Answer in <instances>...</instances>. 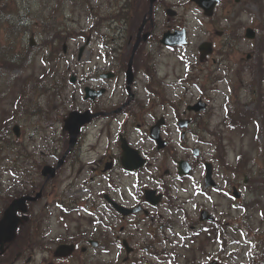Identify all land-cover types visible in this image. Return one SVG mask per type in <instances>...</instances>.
<instances>
[{"label":"rangeland","instance_id":"374dc122","mask_svg":"<svg viewBox=\"0 0 264 264\" xmlns=\"http://www.w3.org/2000/svg\"><path fill=\"white\" fill-rule=\"evenodd\" d=\"M6 1L11 3L10 7L15 10L14 14L18 8L21 9V6L27 8L29 12L26 10L25 16L32 33L24 35L21 43L26 48L23 64L9 70L0 67L1 72L9 78L7 87L10 86L0 95V125L4 126L1 133L7 135L5 127L8 126L11 138V142L3 143L5 154L0 156L2 159L0 190H3L0 197V211L6 197L19 194L23 189L14 190L16 183V181L12 183L14 173L9 174L7 170L15 168L22 161L30 179L42 183L44 178L40 179L38 175L41 167L56 165L68 148L67 135L62 131V121L66 114L72 110L82 111L86 108L110 111L121 102L120 84L125 85L123 78L108 81V91L101 99L95 103L83 101L82 88L85 85L91 86L86 81L97 76L99 69H106L108 60L111 56L114 57L107 55V49L102 44L104 42L101 36L108 40L107 37L110 35L108 30L110 25H106L109 20L104 19L105 17L101 19L102 14L108 15L121 8L124 0ZM163 2L165 6L160 5V11L156 12L160 33L168 25H174L177 29L185 28L188 42L182 47L172 49L161 45L158 49L154 46L153 56L147 58L143 65L142 69L155 82L151 85V89L159 92L160 105L164 99L163 105L166 107L162 106L163 108L158 109L156 104L159 101L154 94L145 93L143 86L147 83V77L141 72L138 79L139 89L137 87L139 98L146 101L148 109L151 107V101L155 102L151 114L156 117L166 115L168 122L166 135L175 143L174 151L170 148L168 152L160 155L162 174L165 171L169 172L165 174L163 180L169 182V177L176 174L175 160L186 157L187 154L179 144L180 136L178 134L169 136L172 130L174 132V121L170 116L172 110L167 105L183 103L185 106L201 98L203 101L209 99L211 106L197 117L198 124L200 123V127L194 126L197 138L191 136L180 141L189 147H193L198 140L207 142V145L203 143L197 147L200 149V154L193 174L182 180H172L167 184L169 187L165 191L166 198L164 196L160 214L164 220H171L170 225L178 229V232H184L192 220L198 219L199 212L203 209L214 216L216 220L214 223L227 230L226 233H222L225 235L222 240L225 241L221 246L216 244L215 237L212 241L204 239L200 246L192 244L189 239L185 244L179 242L180 239L176 237H168V240L177 242L179 246L178 251L183 257L178 263L187 264V259L191 258L195 264H205L210 260L224 264H264V50H261V55L259 54L263 68L255 76L256 91L248 88L247 83L251 81L252 75L247 74L246 70L239 71L237 66L230 72L223 69L220 61L227 64L229 58L216 55L217 63L212 65L211 59L208 63L198 61L197 52L201 42L211 41L214 37L215 42L220 45L222 40L216 38L215 32L225 29L228 24L231 28L234 23L235 28L243 29L251 25L256 29L258 26L264 29V0H240L239 4H235L233 0H222L223 5L217 7L212 19L203 16L202 11L190 0H163ZM166 8L176 11V17L172 22L168 21ZM93 13L100 18L101 25L98 26L99 30L90 31L91 23L96 20L89 19ZM122 23L124 26L125 21L122 20ZM55 32L58 37H55ZM81 32H86L84 37L93 33L90 46L87 45L81 58L77 59L79 47L85 42L79 36ZM61 36L63 38L59 39ZM31 37H33L32 41H30ZM14 41L18 46L20 45L18 40L14 39ZM240 45L243 52L249 50L247 42L240 41ZM189 66L192 72L189 75L190 71H188L186 75ZM60 72H65L61 80L56 76L60 75ZM71 76H76L77 79L73 85L69 83ZM243 84L244 86L240 88ZM198 85L205 97H202L198 91ZM21 86L24 87L22 90ZM13 88L17 90L12 92ZM18 94L21 101L19 103L16 100ZM227 95L229 97L226 99ZM228 100L231 102L230 115L231 110L236 111V107L244 110L245 116L241 115L244 123L241 130L230 127V123L235 120L232 116L229 119L224 115V102ZM254 103L255 108H253ZM121 120H123L121 115L98 118L83 130L78 144L67 156L56 177L47 183L49 187L43 197L45 201L40 205V207L51 206L47 219L45 215L49 209L44 212L43 226L45 223H50L53 248L61 239L68 241L70 234L77 231H84L89 233L88 235L95 234L94 236L101 241L105 239L110 254L97 255L93 262L98 264H111L109 259L117 252L111 246L113 239L118 235L127 236V231L120 230V225L125 226V224L102 205V194H110L116 198L114 192L119 187L125 191L130 200L129 190L133 191V179L125 177L120 171L112 173L109 170L106 175L100 174L108 155H117L116 134L120 129ZM138 121L140 122L141 119ZM149 121L152 120L147 119V124H150ZM15 125L20 127L19 138H16L12 131ZM124 131L130 137L132 144L137 145L139 149L146 150L151 147L142 132L131 134V129L128 127L124 128ZM213 143L221 145L218 161L212 162L213 178L217 185L215 188L205 189L204 170L199 163L210 160L214 152ZM34 164L38 166L33 169ZM156 164L157 159L152 156L149 166L154 167ZM1 182L7 190L1 187ZM111 183L114 184V190H111ZM232 186H236L240 192L239 199L232 197ZM74 199L80 201L79 212L84 217L70 214L64 221L54 203L66 205L70 204L69 200ZM239 220L249 223L250 230L247 235L242 232L241 227L238 228ZM133 234L137 237L131 242L135 247L131 259L139 264H148V262L161 264L160 258L150 257L152 254L160 256V250H157L158 246L150 249V244L145 243L149 240V236L144 231L142 233L133 231ZM159 240L160 236L154 243ZM177 245L168 244V249H172L173 246L177 248ZM151 251L153 252L150 253ZM40 261L41 257L38 259V264Z\"/></svg>","mask_w":264,"mask_h":264},{"label":"flooded vegetation","instance_id":"af4514ba","mask_svg":"<svg viewBox=\"0 0 264 264\" xmlns=\"http://www.w3.org/2000/svg\"><path fill=\"white\" fill-rule=\"evenodd\" d=\"M152 3V11L150 14V5ZM127 5L130 13V18L127 19L125 26L119 31V27L114 30V37L109 40L107 54L114 55L108 60L107 68L105 70L99 69L97 72V76L92 79H88L86 81L87 84L91 85L94 89L104 88L106 91L108 90L107 83L108 81H113L115 79L121 80L123 78L125 85L120 84V90L122 91L121 102L115 106L110 111L105 110H96L101 111L102 113H107L104 118H110L113 115H121L123 120L120 121L118 130V137L124 136L128 140V143L133 148L137 149L141 156L146 160V164L138 170L130 171L125 170L122 166V151L118 143V152L116 154H109L106 161L109 163L110 170L112 173H116L120 171L125 177L133 179V191L129 190L130 200L127 198L125 191L116 188L114 195L116 198L112 197L111 199L118 202L119 204L127 207L129 209H137L135 212L130 213L127 216H123L117 213L114 209H111L110 212L117 216L120 222L124 223L125 226L120 225V230L122 232H126L127 236L124 237L125 234L121 235L122 239L120 241V245L124 244L129 250L134 251L135 247L133 246V238H136L137 235L133 234L135 232H145L149 236V240L145 243L150 244L149 247L165 245L166 243L172 244V241L168 240V237H176L179 239V230L175 227H171L170 222H165L163 216L160 214V208L162 207L161 201L165 196V183H170L172 180H180L178 174H174L172 177H169V182L163 180L165 174L169 173L167 171L163 173L160 168V155L163 152H168L170 148L174 151L175 143L166 135L167 129V120L164 115V124L161 129H159V133L167 142V145L163 149H157L156 142L154 143L150 140V128L158 121L160 116L156 117V115L151 114V108L155 104L154 101H151V107L148 109L146 107V101L141 100L138 95L139 89V75L140 68L138 63L143 62V60L152 57L154 54L155 48H160V36L163 35L165 31H173L177 28L171 25H168L164 30L160 33V24L157 21V11H160V5L165 6L163 0H127ZM162 6V7H163ZM168 9V8H166ZM217 9V8H216ZM172 16L168 19L169 22H172L175 18ZM140 20V22H139ZM142 26V27H141ZM232 27H229V24L225 29L221 31L215 32L216 38L222 40L220 45L215 42V37L209 41L211 43V54L204 61L206 63L211 59V64L216 65V55H220V57H227L230 61L225 64L223 61H220L221 66L227 72L234 71V68L237 66L239 71L246 70L247 74L252 75V79L247 83L248 88H253L256 91L254 80L255 76L261 69V61L259 58V54L264 47V29L259 27L256 29L254 26H245V28H235V24L232 23ZM251 28L254 31L256 40H248L245 38V33L247 28ZM262 32V35L260 34ZM240 41L247 42L249 44V50L247 52H243L241 50ZM90 37L85 41V45L90 46ZM137 43L136 49L134 51V46ZM252 46V48H251ZM84 51V50H83ZM134 53V61L132 65L133 69V80L131 84V89L128 90L125 71L127 69L126 64L124 63L125 69L121 62L117 60V58H126L129 59L132 57ZM223 63V65H222ZM144 74L143 72H141ZM104 74H109V79L104 78ZM145 76V75H144ZM230 77V76H229ZM233 80L232 78H230ZM242 81V80H241ZM241 81L239 83H241ZM153 85V83H152ZM160 85V83H159ZM240 85V84H239ZM244 84L240 87L242 88ZM138 87V89H137ZM160 87V86H159ZM235 88V87H234ZM143 90L147 94L146 85L143 86ZM158 92V91H157ZM231 93V90L229 91ZM158 103L156 106L158 109L163 108L160 105V94L158 92ZM205 97V96H204ZM229 96H226V99ZM201 99V98H199ZM202 100V99H201ZM96 101V100H95ZM95 101H92L95 103ZM254 102H256L254 100ZM183 104V103H182ZM192 104H184L179 108L172 110L171 117H173V127L174 132L170 134H178L180 136V140H185L188 137L197 138L196 131L194 126L198 125L200 127V123L198 124L197 117L200 115L202 111H192L187 110V107ZM224 115L226 118L231 119L233 117L234 120H237L239 115V109L236 107V111L232 112L230 115V100L224 102ZM144 106V108H143ZM184 106V107H183ZM211 106V101L207 99L205 101V107L207 110ZM256 105L254 103L253 108ZM242 109V107H239ZM204 111V110H203ZM164 113V112H163ZM162 113V114H163ZM235 113V115H233ZM242 114L245 116L244 110L242 109ZM232 116V117H231ZM141 119L139 122L138 120ZM147 119L152 120L149 121L150 124H147ZM183 125V127L180 126ZM123 128H130V133L142 132L146 139L151 144V147L144 150L142 148H138V146H134L130 141V137L127 135ZM181 127V128H180ZM169 132V131H168ZM126 133V135L124 134ZM141 133V134H142ZM167 136H165V135ZM117 135V134H116ZM186 153L192 150V146L189 147L187 144L181 143ZM196 144V143H195ZM195 147V146H194ZM149 152V154L147 153ZM152 156H155L157 159V164L152 167L149 164L152 161ZM187 160H189L191 165V171L194 169L196 165V160H192L188 154H186ZM177 160H175V163ZM118 169V170H117ZM115 170V171H114ZM155 172H154V171ZM102 174L104 172L101 170ZM160 173L162 175H160ZM107 174V173H105ZM49 185L44 184L38 189H31L30 192H35L42 190V197L39 201L28 203L27 204V212L25 214L26 220L23 221V224L18 229V237L16 236V241L8 244L4 251V254L0 256V264H38V259L41 257V261L39 264H98L93 262L96 259L97 255L106 254L105 253V243L101 241L100 238L94 235L84 236L83 231H77L75 233L70 234V239L68 244L73 245L72 252L70 255L62 257L55 255L56 246L62 243H58L55 247H52V244L42 243L41 240L47 238L46 231H42L40 228V219L44 218L42 213L45 212L46 206L40 207L41 203L45 201L43 197L47 192V188ZM235 187V186H233ZM153 190L154 192L151 194V201H148L145 193L146 190ZM111 190H114V184L111 183ZM158 195H162V199L158 198ZM43 199V200H42ZM71 212L68 214H74L73 216L78 215L84 217L82 213L79 212ZM162 212V211H161ZM50 212L47 214L49 215ZM117 213V214H116ZM22 216V213H18ZM119 214V215H118ZM47 219V216H46ZM194 224L191 226V234L196 238V232L199 228L200 230L205 229L207 227H198L197 222L192 220ZM196 224V226H195ZM26 232L33 233L32 237H28ZM186 236L184 233H182ZM169 235V236H167ZM160 236V240L157 243H154L156 239ZM98 239V240H97ZM118 237L113 239L112 242H115ZM194 239V238H193ZM118 243V241H116ZM167 244V245H168ZM135 246L138 247V244L135 243ZM145 249L144 247H141ZM130 251V252H131ZM92 252V253H91ZM102 252V253H101ZM131 253L126 255V257L120 262L122 256L118 257L117 254L109 259L111 264H137L131 259ZM85 256L87 258H85Z\"/></svg>","mask_w":264,"mask_h":264},{"label":"water","instance_id":"95a60500","mask_svg":"<svg viewBox=\"0 0 264 264\" xmlns=\"http://www.w3.org/2000/svg\"><path fill=\"white\" fill-rule=\"evenodd\" d=\"M191 1L196 3L200 8H202L204 10V15H206V16L212 15L214 6L218 2V0H191ZM235 1L238 2L239 0H235ZM168 14L173 15V13L170 11H168ZM246 37L250 38V39L253 38L254 37L253 31L248 29ZM161 43L165 44V45H170V46L171 45L184 44L185 43V31L184 30L183 31H175L174 33L166 32L163 35ZM135 47H136V45H135ZM199 50L201 52V59L205 58V56L211 52L210 44H205V43L202 44L199 47ZM131 61L132 60H130L129 71H128V76H130V77H131V75H130ZM130 77H129L128 81H130ZM84 90H85V99H87V98L95 99L96 97H99L103 93V90H99L97 92L93 91L89 88H85ZM203 108H204V105L199 102L196 105L189 107L188 109H193L195 111H198V110H201ZM97 115L98 114H91L89 111H85V112H81V113L77 112V111H72L71 113L68 114L67 118L64 120V126H63V130L67 131L69 136H70V138H69L70 147H69L68 151L76 143L77 135L80 132V128L83 125L89 123L91 121V119ZM157 129H158V126H155L152 128L151 137L156 139L158 144L160 142L159 147L161 148V147L165 146V142H163L161 139H159ZM15 133H16V135H18L17 128H15ZM121 148L123 151L122 162H123V165L127 169H134V168H138V167L142 166L143 160L140 159V157L137 154V151L132 150L127 145L126 141L123 139L121 140ZM64 157L61 160H59L58 165L55 168L48 167V166L44 167V169L42 170V175L46 176L47 179L53 178L55 175V169H57L63 163ZM135 159H137L136 164H134ZM181 168L188 169L186 162H180L179 163V170L180 171H181ZM210 174H211V169H210V166H208L207 178H206L207 184L206 185H213L214 184L210 180ZM39 196H40V193H38L34 198L24 196V197L15 199L9 205V207L6 209V211L4 212L3 218L0 220V246H1V251H3V245L6 242H9L11 239H13L15 236L16 227L20 222V219L16 216V211L17 210L25 211V202L26 201H34ZM113 206L119 212H121L124 215L131 212L128 210H124L123 208L117 206L116 204H113ZM203 215H205V213H203ZM69 251L70 250L67 247H62V248L57 250L56 255H66L67 253H69ZM211 264H216V263L213 262Z\"/></svg>","mask_w":264,"mask_h":264},{"label":"trees","instance_id":"16d2710c","mask_svg":"<svg viewBox=\"0 0 264 264\" xmlns=\"http://www.w3.org/2000/svg\"><path fill=\"white\" fill-rule=\"evenodd\" d=\"M72 1L75 2V0H72ZM12 4L16 5V3H13V2ZM10 5L11 3H9V1L0 0V67L3 70L13 69L23 64V61L25 58L24 53L26 51V48L21 43L24 39V35L28 33H32L30 29L29 21H27L26 16H25L26 12L28 11L27 8L20 5L21 9L18 8V11L16 12V14H14L13 11L15 10L12 7H10ZM91 16H94L93 18L96 19L93 22L94 27H98L99 25H101V22H99L100 18L97 16L96 13L91 14ZM103 17H105L104 19L106 20L111 19L110 14L108 15L102 14L101 19H103ZM114 18L117 21H121L122 19L127 18L126 10L122 9L118 14L114 16ZM54 35L55 37H58V34L56 35V32ZM12 36L13 38H11ZM62 38L63 36L59 37V39H62ZM14 39L19 41L20 43L19 46L18 44H16ZM1 68H0V95L6 88L8 89L10 87V86L7 87V82L9 81L8 80L9 78H7L5 74L1 72L2 70ZM23 83H26V81H23ZM23 88L24 87L21 86V90ZM20 94H25V93H20ZM16 100H17V103L21 102L19 94H18V97H16ZM2 128H4V126L0 125V141H3L2 143H0V149H2L0 151V156L2 154H5L3 146H2L3 143L11 142V138L9 137L10 135L9 127L8 126L5 127V129H7L6 131L8 132L7 135H3L1 133V131L3 130ZM9 149H11V147ZM28 157H31V156H28ZM1 160L2 159H0V161ZM36 162H37V159H36ZM15 168L19 170L22 169L21 167H18L17 165ZM239 222L240 223L238 224V228L239 227L243 228V233L247 235L248 231L250 230L249 223L245 222L244 220H239Z\"/></svg>","mask_w":264,"mask_h":264}]
</instances>
